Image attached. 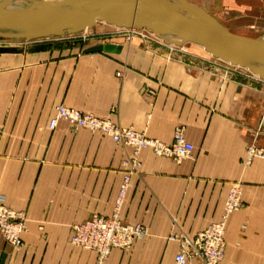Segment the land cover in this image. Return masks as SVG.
Wrapping results in <instances>:
<instances>
[{"label": "crops", "instance_id": "crops-1", "mask_svg": "<svg viewBox=\"0 0 264 264\" xmlns=\"http://www.w3.org/2000/svg\"><path fill=\"white\" fill-rule=\"evenodd\" d=\"M104 44L120 50L84 54ZM22 49L0 54V205L24 216L25 231L16 252L0 236V264H95L70 244L72 228L117 207L148 235L103 264H171L178 245L169 236L191 238L220 221L236 184L241 207L226 223L220 264H264V158L244 165L248 146L264 149L262 81L120 35ZM55 105L164 145L181 128L193 152L180 161L146 149L134 156L62 122L50 130Z\"/></svg>", "mask_w": 264, "mask_h": 264}, {"label": "built area", "instance_id": "built-area-1", "mask_svg": "<svg viewBox=\"0 0 264 264\" xmlns=\"http://www.w3.org/2000/svg\"><path fill=\"white\" fill-rule=\"evenodd\" d=\"M60 122L67 124L73 130L83 129L92 134L108 137L114 144L131 149L134 156L146 149L156 156L180 161L190 157L193 152V146L186 141L181 128L174 130L171 144L164 145L132 129H120L106 119H99L63 105H56L48 128L53 130ZM263 158L264 149L250 145L245 151L244 165H249L254 159ZM137 166L138 164L133 161L131 168L134 169ZM129 174L123 177L119 197L127 189ZM240 195L239 185H232L226 197L220 221L210 224L194 237L175 234L169 236V241H175L178 245V251L171 264H220L224 258L226 223L229 217L241 207ZM24 231V216L0 205V236L15 252L22 247L21 235ZM147 235L148 231L145 227L124 223L117 207L110 217L95 216L74 226L70 244L93 253L96 256L95 264H103L112 251L129 250L137 239L145 238Z\"/></svg>", "mask_w": 264, "mask_h": 264}, {"label": "water", "instance_id": "water-1", "mask_svg": "<svg viewBox=\"0 0 264 264\" xmlns=\"http://www.w3.org/2000/svg\"><path fill=\"white\" fill-rule=\"evenodd\" d=\"M22 0L0 1V26L17 29L14 34H0V37H16L31 26L50 30L78 32L91 27L95 23H104L117 29L132 31H151L159 34L181 36V42L191 43L203 47L215 59L228 62L233 66L247 69L264 82V53L254 49L248 42L229 33L207 13L191 4H181L197 15L202 21L182 19L157 9L149 0H137L131 7H137L145 16L137 15L118 4L108 0H68L56 5L42 7H23ZM161 3H170L169 0H158ZM178 2V1H175ZM58 10L57 15L50 14ZM165 40L164 37H160ZM176 43V42H172ZM119 48L111 44L97 45L84 50V54L115 53ZM213 52H222L224 57L213 55ZM20 47L0 48V54L22 53ZM264 123V116H263Z\"/></svg>", "mask_w": 264, "mask_h": 264}, {"label": "rangeland", "instance_id": "rangeland-1", "mask_svg": "<svg viewBox=\"0 0 264 264\" xmlns=\"http://www.w3.org/2000/svg\"><path fill=\"white\" fill-rule=\"evenodd\" d=\"M193 6L203 9L210 17L220 24L229 33L248 43H261L264 50V0H183ZM50 14L57 15L51 11ZM2 29V26H0ZM18 31V30H17ZM107 31V32H106ZM3 31L1 30V33ZM16 32V31H15ZM120 35L124 39H140L143 43L162 44L174 50H179L189 58H203L211 60L219 68L241 71L252 75L249 71L240 67L228 65L210 56L205 50L181 41L172 43L163 40L151 31H132L117 29L104 23H95L89 28L78 32L50 30L40 27H29L22 36L0 37V48H10L20 46L22 48H45L56 45L69 44H88L93 41H107ZM2 35V34H1ZM253 76V75H252ZM264 84V82H262ZM56 106V105H55ZM54 112V108H53ZM143 239V238H142ZM140 239H137V242ZM134 242V243H135ZM134 245V244H133ZM133 247V246H132ZM126 250L127 252L132 249ZM161 262V257L158 259Z\"/></svg>", "mask_w": 264, "mask_h": 264}, {"label": "bare ground", "instance_id": "bare-ground-1", "mask_svg": "<svg viewBox=\"0 0 264 264\" xmlns=\"http://www.w3.org/2000/svg\"><path fill=\"white\" fill-rule=\"evenodd\" d=\"M1 1V0H0ZM65 1L68 0H22L21 4L23 7H42V8H46L49 5H56L58 3H63ZM72 1H79V0H72ZM108 1H113L114 4H118V6H121L125 9H128L129 11L140 15V16H145L146 14L144 12H142L141 10H139L137 7L135 8V10H132V3L136 2L137 0H108ZM172 1L170 3H161L158 0H149V2L151 4H153L157 9H160L164 12H166L169 15H172L174 17H178V18H182V19H189V20H194V21H202L197 15H195L193 12L189 11L188 9H186L184 6L179 5V3H183V4H188L187 2L183 1V0H169ZM178 1V2H175ZM111 2V3H113ZM116 4V5H117ZM203 10V9H201ZM54 12L59 13L58 10H54ZM203 12H205L203 10ZM1 30L3 31L1 33ZM17 29H9L7 27L2 26V29H0V34H7V33H11L14 34L15 31H17ZM27 30V29H26ZM160 37H164L165 39H167V41L169 42H179L181 41V36H175V35H169V34H159ZM184 39V38H183ZM249 45H251L254 49L264 53V50H262L261 48V43L256 42V43H249ZM201 49H203V47H200ZM213 55H217V56H222L224 57V54L222 52H213ZM209 55L211 56V54L209 53ZM218 60L222 61L221 59L217 58ZM223 62V61H222ZM228 65L233 66L232 64L225 62ZM247 70V69H245ZM248 71V70H247ZM253 75V74H252ZM255 78L259 79L256 75H253Z\"/></svg>", "mask_w": 264, "mask_h": 264}]
</instances>
